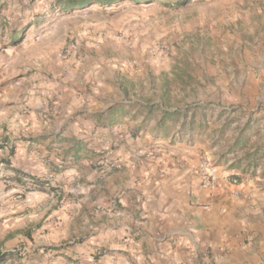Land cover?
<instances>
[{
  "label": "crops",
  "instance_id": "0c3cea01",
  "mask_svg": "<svg viewBox=\"0 0 264 264\" xmlns=\"http://www.w3.org/2000/svg\"><path fill=\"white\" fill-rule=\"evenodd\" d=\"M30 1L0 0V251L23 248L4 264H264V228L254 243L249 233L264 193L247 166L219 165L218 187L201 186L199 161L217 149L206 109L198 121L163 102H113L90 71L91 93L108 100L97 108L74 87L78 67L72 86L66 63L30 60L25 37L42 17ZM139 103L160 109L149 116ZM163 110L187 117L162 124ZM190 123L203 128L189 134ZM101 157L116 167L103 171ZM29 178L45 189L30 190Z\"/></svg>",
  "mask_w": 264,
  "mask_h": 264
},
{
  "label": "rangeland",
  "instance_id": "374dc122",
  "mask_svg": "<svg viewBox=\"0 0 264 264\" xmlns=\"http://www.w3.org/2000/svg\"><path fill=\"white\" fill-rule=\"evenodd\" d=\"M53 1H30L42 16L25 37L30 60L54 69L66 63L71 79L78 67L83 75L71 82L81 92H93L85 81L93 72L113 102H163L198 121L205 108L206 139L217 146L206 156L218 166H247L264 193V0H117L67 12L52 11ZM101 92L90 94L99 109L108 102ZM258 204L253 243L264 228V198Z\"/></svg>",
  "mask_w": 264,
  "mask_h": 264
},
{
  "label": "trees",
  "instance_id": "16d2710c",
  "mask_svg": "<svg viewBox=\"0 0 264 264\" xmlns=\"http://www.w3.org/2000/svg\"><path fill=\"white\" fill-rule=\"evenodd\" d=\"M117 0H55L52 5H51V10L52 11H63V12H67V11H74V10H78V9H82L84 7L87 6H91L93 4L95 5H108L110 3H114ZM131 1H139V0H131ZM15 40V37L13 38ZM140 105V110L141 111H145L147 112V114L149 116H151L153 114V112L156 109H160L158 104L155 103H146V104H142L139 103ZM187 117L186 112H182L181 110H172V111H168V110H163V117L161 119V123L163 124V122L165 121V119L171 120H177L179 118L182 117ZM203 128L202 123H200V125H198V127H195V125H193V123H190V126L188 128V132L189 134L194 133L195 130H200ZM239 141H242V137L239 139ZM242 145V144H241ZM238 146V145H237ZM235 151V150H234ZM253 159H250L248 162V165L250 167L253 166ZM238 165H242V164H238ZM247 168H245L246 171ZM23 175H27V174H23ZM22 176V175H21ZM21 176H16L14 177V179L16 181H20L21 180ZM32 185L29 186L30 190H40L43 191L45 189V185L44 182L38 180V179H33L32 180ZM28 235H30V233L28 232ZM19 251L18 250H5V251H0V264H4L7 261L14 259L16 256H18Z\"/></svg>",
  "mask_w": 264,
  "mask_h": 264
},
{
  "label": "built area",
  "instance_id": "2783aa9c",
  "mask_svg": "<svg viewBox=\"0 0 264 264\" xmlns=\"http://www.w3.org/2000/svg\"><path fill=\"white\" fill-rule=\"evenodd\" d=\"M111 151H104V155L110 154ZM99 165L102 166L103 171L107 169H112L116 167V164L112 162V160H107L105 157H101L99 159ZM198 176L200 178L201 186L206 188H216L218 187L220 178L222 176V172L216 162H214L210 157L203 156L197 167ZM229 182L233 184H238L239 179L238 176L232 173H224L223 174ZM30 179V178H29ZM29 181H32L31 179ZM22 193H17V198H22ZM102 264V263H99Z\"/></svg>",
  "mask_w": 264,
  "mask_h": 264
}]
</instances>
